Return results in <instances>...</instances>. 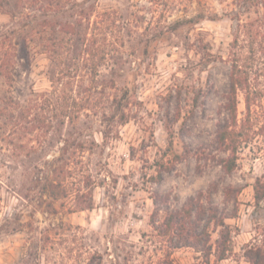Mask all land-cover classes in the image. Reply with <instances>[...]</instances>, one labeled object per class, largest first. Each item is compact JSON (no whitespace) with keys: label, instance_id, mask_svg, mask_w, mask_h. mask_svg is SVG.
Returning a JSON list of instances; mask_svg holds the SVG:
<instances>
[{"label":"rangeland","instance_id":"obj_1","mask_svg":"<svg viewBox=\"0 0 264 264\" xmlns=\"http://www.w3.org/2000/svg\"><path fill=\"white\" fill-rule=\"evenodd\" d=\"M256 18L264 0H0V264H250L245 249L264 233L253 189L264 135L239 145L226 174L216 131L231 41ZM77 20L88 25L78 55L59 30ZM57 179L52 198L43 187ZM198 192L229 216L199 222L210 255L163 233Z\"/></svg>","mask_w":264,"mask_h":264},{"label":"trees","instance_id":"obj_2","mask_svg":"<svg viewBox=\"0 0 264 264\" xmlns=\"http://www.w3.org/2000/svg\"><path fill=\"white\" fill-rule=\"evenodd\" d=\"M37 1L33 0V2ZM59 28L63 34L72 36L71 41L75 51L79 44L86 40L85 29L88 28V25L83 26L81 20L73 23L66 22ZM52 30H55V26ZM75 53L78 55L77 51ZM85 54L87 53L85 52ZM98 56L99 62L105 59L103 53ZM229 64V90L225 105L228 119L219 125L216 131L217 149L228 152L225 158L220 159V165L226 174L231 173L236 167L239 145L242 142H247L254 135H264V21L260 18L238 23L230 45ZM93 65L89 66L92 81L95 80L98 73L97 66ZM238 92H242L245 106V113L240 121L237 119ZM124 99L125 96L122 94L117 99L115 108H121V102ZM23 116L24 114L20 118ZM124 122L125 119L121 117V123ZM255 124H260V126L257 129H252ZM175 156L178 161L183 159L179 154ZM160 177L161 173L159 172L156 178ZM60 181L57 179V183H49L43 187L52 198L58 197L56 186ZM253 189L254 200L258 204L264 200V184L260 178H256ZM203 196V192H198L196 196L188 197L179 210L168 212L162 227L164 235H167L170 240L173 237L176 238L173 247H197L203 241L207 248L206 253L210 255L211 245L208 243V231L202 230L201 235L196 233L200 226L199 222L204 220L205 224L213 223L216 226H224V218L229 216L218 211L209 194L206 197L208 206L204 207L201 203ZM153 202L156 203V199H153ZM228 238V231H221V239L216 242L215 255L217 259L225 258L228 252ZM244 255L250 264H264V233L247 245ZM166 264L171 263L167 262Z\"/></svg>","mask_w":264,"mask_h":264}]
</instances>
